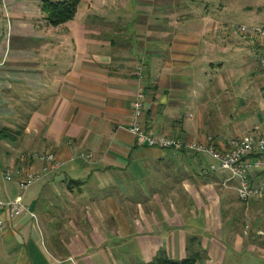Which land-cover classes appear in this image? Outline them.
Returning a JSON list of instances; mask_svg holds the SVG:
<instances>
[{"label":"crops","instance_id":"0c3cea01","mask_svg":"<svg viewBox=\"0 0 264 264\" xmlns=\"http://www.w3.org/2000/svg\"><path fill=\"white\" fill-rule=\"evenodd\" d=\"M41 1L0 0V197L20 194L7 169L38 172L46 153L57 165L20 194L36 219L0 212V264H142L160 252L181 259L197 241L220 253L209 199L225 173H200L205 153L139 144L131 102L141 88L143 127L182 143L264 131V114L250 112L245 129L233 117L245 92L264 111L260 50L242 36L228 44L193 4L132 12L125 0L112 10L80 0L72 19L52 25ZM244 50L258 69L239 73L254 77L242 86ZM201 208L206 224L193 218Z\"/></svg>","mask_w":264,"mask_h":264},{"label":"rangeland","instance_id":"374dc122","mask_svg":"<svg viewBox=\"0 0 264 264\" xmlns=\"http://www.w3.org/2000/svg\"><path fill=\"white\" fill-rule=\"evenodd\" d=\"M146 2L150 3L149 8L164 10L165 12H168L171 8L185 9L192 4L195 5L197 12H207L209 18L206 20L212 22L213 27L220 29L221 34L219 33V35L222 38L226 36L228 44L241 42L240 39L242 38L236 30L238 25L264 26V0H165L163 1L165 3L158 1L162 6L158 5L156 0H125L124 6L135 12L140 8L139 4ZM118 4L120 2L113 3L112 0H107L105 8L112 10ZM243 52L249 67L246 69L245 64L242 66L235 65L238 73H235L237 78L239 73L257 72L256 55L246 50ZM253 79L254 77L243 76L242 78L239 77L237 81L244 86L247 80L251 81ZM245 94L247 92L238 96L241 99L237 97L238 104H242L241 113L238 111L239 115H233L235 122L244 124V129L245 124L249 122L248 115L250 112H253L254 118L258 115L255 120L260 119V116L264 114V111L257 109V105L255 106V103L251 101V98L255 101H259V98L255 95L247 98ZM247 103H251L248 108H246ZM227 121L232 122V120ZM204 179L207 180L208 178L205 176ZM5 183L10 186L13 182L12 180H5ZM35 184L36 182H32L25 189H21L16 184L12 188L16 190L15 194H23L22 192ZM212 190L215 192L210 193L211 198L209 201H211L212 210L210 212L214 220H212L209 237H212L217 243L216 245L220 247V253H212L210 248L205 249L203 241H197L189 245L186 254L197 251L199 253L198 264H205L207 260L211 264L213 262L214 264H264V197L243 201L238 198L237 192L233 188H225L221 185L213 187ZM27 196V194L23 196L25 202L28 200ZM190 217L192 218V215ZM207 217L206 209L203 210L202 208L194 212L193 215V218H196L202 224L204 221H206L205 224L207 223ZM203 235H208V233Z\"/></svg>","mask_w":264,"mask_h":264},{"label":"built area","instance_id":"2783aa9c","mask_svg":"<svg viewBox=\"0 0 264 264\" xmlns=\"http://www.w3.org/2000/svg\"><path fill=\"white\" fill-rule=\"evenodd\" d=\"M236 30L240 36L252 41L260 50L257 63L261 75L264 76V26L240 24ZM133 74L140 76V66L134 68ZM143 100L144 93L139 88L131 102L133 119L128 127L139 144L163 149L184 148L194 153H205L211 160L200 168V173L224 172L225 176L222 177L220 184L225 188L235 189L240 200L248 201L264 197V131H252L232 136L225 143L215 144L212 141L182 143L177 136L155 133L143 127L140 121L143 114ZM40 157L48 163L40 171L7 169L4 173V179L13 180L17 176L19 187L21 189L27 188L43 173L49 172L57 165L55 156L51 153L42 154ZM78 157L91 161L94 155L91 152H80ZM0 212L9 218L29 214L36 219V213L29 205L23 203L20 194L14 198L0 197ZM2 223L0 219V225Z\"/></svg>","mask_w":264,"mask_h":264},{"label":"trees","instance_id":"16d2710c","mask_svg":"<svg viewBox=\"0 0 264 264\" xmlns=\"http://www.w3.org/2000/svg\"><path fill=\"white\" fill-rule=\"evenodd\" d=\"M80 0H42L41 10L48 23L60 24L73 18ZM199 253L191 252L181 259L160 252L151 262L142 264H198Z\"/></svg>","mask_w":264,"mask_h":264}]
</instances>
